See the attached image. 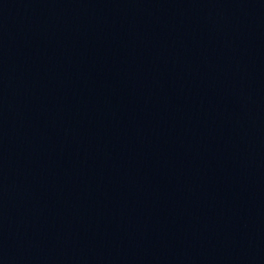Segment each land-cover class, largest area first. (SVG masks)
<instances>
[{
    "label": "water",
    "instance_id": "1",
    "mask_svg": "<svg viewBox=\"0 0 264 264\" xmlns=\"http://www.w3.org/2000/svg\"><path fill=\"white\" fill-rule=\"evenodd\" d=\"M0 264H264V0H0Z\"/></svg>",
    "mask_w": 264,
    "mask_h": 264
}]
</instances>
